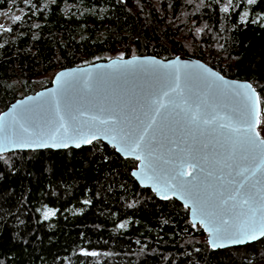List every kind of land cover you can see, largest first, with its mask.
Returning <instances> with one entry per match:
<instances>
[{"label":"trees","instance_id":"obj_1","mask_svg":"<svg viewBox=\"0 0 264 264\" xmlns=\"http://www.w3.org/2000/svg\"><path fill=\"white\" fill-rule=\"evenodd\" d=\"M5 9L21 19L0 28V113L64 67L181 54L250 80L264 137V0H0ZM137 162L100 140L0 154V264H264V236L211 248L188 207L131 176Z\"/></svg>","mask_w":264,"mask_h":264},{"label":"water","instance_id":"obj_2","mask_svg":"<svg viewBox=\"0 0 264 264\" xmlns=\"http://www.w3.org/2000/svg\"><path fill=\"white\" fill-rule=\"evenodd\" d=\"M258 94L250 80L227 77L189 55L114 56L68 66L52 76L51 85L18 97L0 113V154L80 148L88 140L115 145L123 157H140L131 176L143 188L189 208V218L205 230L207 242L215 240L217 246L209 244L211 248L248 245L263 237L264 137ZM155 108L159 114L139 147H126L124 141L141 134ZM41 142L49 146L41 147ZM237 190L250 197L249 205L225 212L234 203L229 195ZM201 209L211 223L205 220L202 226ZM222 218L229 224L223 225ZM215 227L229 228V233L216 238L210 235ZM236 235L243 242L228 238Z\"/></svg>","mask_w":264,"mask_h":264},{"label":"snow or ice","instance_id":"obj_3","mask_svg":"<svg viewBox=\"0 0 264 264\" xmlns=\"http://www.w3.org/2000/svg\"><path fill=\"white\" fill-rule=\"evenodd\" d=\"M25 2H30V0H25ZM257 2V0H248V3L249 4H255ZM227 10V9H225ZM21 17L19 15L15 16L14 17V20H20ZM0 27H3L2 25H0ZM6 31H10L11 29H5ZM222 79V78H221ZM249 88H251V85H248ZM164 95H167V93H164ZM258 99V98H257ZM157 103H159L157 101ZM160 107H163V105L161 104ZM153 112V115L151 116L150 118V121L149 123L146 125V127L143 129V131L141 132L140 135H138L137 137H132V136H128L127 140L124 141L125 143V146L126 147H131L132 145H135L136 147H139V143L138 141L139 140H143L144 138V133L147 132L148 128H151L152 127V124L155 123V115L156 114H159V108H155V109H152L151 110ZM250 119L247 121L249 127L252 126V119H251V112L248 114ZM190 119L193 123H196V121L198 120V117L195 115V114H192L190 116ZM203 123L207 124L209 123L208 120H203ZM264 123V122H262ZM3 131V126L0 125V132ZM23 131H27V129H23ZM256 135H259V133H257ZM95 138V137H94ZM88 143H91L92 141L91 140H88L87 141ZM254 142V141H253ZM261 144H264V140L260 141ZM39 146L41 147H48L49 145L48 144H44V143H40ZM52 146H56V145H52ZM62 146H67V145H62ZM77 147H79V145H77ZM113 147H115V145H113ZM118 151H121L122 149H117ZM137 159H139L140 157L137 156L136 157ZM244 171H247V169H245ZM183 173H181L182 175ZM191 173H189L190 175ZM239 175H243V172L241 173H238ZM133 175H135V173H133ZM247 177H245L246 179ZM243 186V185H242ZM237 196H240V193H239V190H237V192L235 194H231L229 195L228 197V200H232L234 201V203L231 205V209H225L224 211L225 212H228V211H232V210H235L236 208L238 207H242L244 205H249V200H250V197L249 198H245L243 196H240V199L237 200ZM168 197H165V199H167ZM228 200H225L223 201V204H227L228 203ZM251 211V207L249 209ZM197 211L196 207L194 206L193 207V212L195 213ZM201 224L203 226L204 224V221L207 220L209 223H211V217H210V214L207 213L204 209H201ZM243 214V213H242ZM260 235L261 236H264V214L261 215V218H260ZM221 223L223 225H228L229 224V220L228 219H221ZM252 223H255L254 219L252 220ZM193 226L195 227V224H193ZM121 227H123V225H121ZM229 233V228H220V227H215L213 232L210 234L212 236H215L216 238H219L221 235H224V234H227ZM229 239H231L234 243H241L243 242L241 239H240V236L239 235H236V236H228ZM208 243L210 245H212L213 247H216V243H215V240L214 239H209ZM222 246V245H221ZM86 255H96V253H85Z\"/></svg>","mask_w":264,"mask_h":264},{"label":"rangeland","instance_id":"obj_4","mask_svg":"<svg viewBox=\"0 0 264 264\" xmlns=\"http://www.w3.org/2000/svg\"><path fill=\"white\" fill-rule=\"evenodd\" d=\"M21 11L18 9L15 10H1L0 11V25H2L3 27H8L9 26V22L12 20V18H14L17 15H20ZM2 28V27H0ZM253 264V263H252Z\"/></svg>","mask_w":264,"mask_h":264}]
</instances>
